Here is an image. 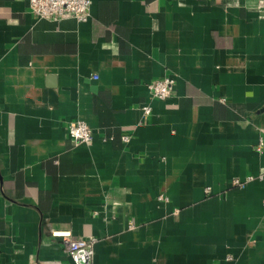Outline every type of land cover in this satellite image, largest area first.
<instances>
[{
    "label": "crops",
    "instance_id": "crops-1",
    "mask_svg": "<svg viewBox=\"0 0 264 264\" xmlns=\"http://www.w3.org/2000/svg\"><path fill=\"white\" fill-rule=\"evenodd\" d=\"M260 138L264 0H90L85 22L0 0V264H72L52 232L94 238L92 264H264Z\"/></svg>",
    "mask_w": 264,
    "mask_h": 264
},
{
    "label": "built area",
    "instance_id": "built-area-1",
    "mask_svg": "<svg viewBox=\"0 0 264 264\" xmlns=\"http://www.w3.org/2000/svg\"><path fill=\"white\" fill-rule=\"evenodd\" d=\"M29 12L39 19L58 21L64 18H73L77 22H85L89 18L90 0H28ZM175 79L172 76H166L154 79L147 84L149 96L152 99L165 100L169 98L173 91ZM144 115L150 113L148 105L142 107ZM66 134L74 144L90 143L92 140V131L89 126L82 121H70L66 126ZM123 142H127L128 138L123 136ZM264 141L259 139L255 150L262 153ZM264 175V169L261 175ZM252 176L246 177L244 180L235 179L232 185L243 188L248 182L252 181ZM53 237L61 238L63 242L64 252L70 258L72 264H92L93 246L96 243L94 238L81 239L73 238L69 233L52 232Z\"/></svg>",
    "mask_w": 264,
    "mask_h": 264
}]
</instances>
